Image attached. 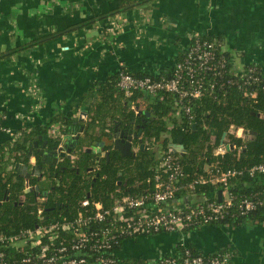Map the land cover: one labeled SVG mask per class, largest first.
<instances>
[{
  "label": "crops",
  "instance_id": "obj_1",
  "mask_svg": "<svg viewBox=\"0 0 264 264\" xmlns=\"http://www.w3.org/2000/svg\"><path fill=\"white\" fill-rule=\"evenodd\" d=\"M124 3L0 0V115L14 133H0V154L11 152L24 133L55 117L86 124L83 107L109 75L123 69L160 74L175 66L194 35L219 38L230 53L233 72L244 73L253 65L264 70V0ZM136 4L147 5L128 9ZM140 108L143 112L146 105ZM52 127L63 140L76 138L64 134V125ZM49 132L50 141L58 145ZM29 160L32 169L37 158L33 154ZM183 201L177 206H186ZM184 243L208 255L230 253L231 264H264V222L142 237L128 240L123 249L127 258L157 260Z\"/></svg>",
  "mask_w": 264,
  "mask_h": 264
},
{
  "label": "trees",
  "instance_id": "obj_2",
  "mask_svg": "<svg viewBox=\"0 0 264 264\" xmlns=\"http://www.w3.org/2000/svg\"><path fill=\"white\" fill-rule=\"evenodd\" d=\"M131 2L133 0H125L124 5H129ZM146 5L139 8H144ZM200 38L215 42L219 52L223 50L219 38L211 35H201ZM193 42H195L194 37L190 39L187 49L179 57V62ZM224 54L229 61L227 75L216 84L213 90H209L205 97L192 103L194 121L191 125L188 124V118L178 111L175 97L170 95L159 94L151 97L137 94L132 100H125L118 89L119 71L109 75L97 91H91L83 107V115L88 118L86 124L80 121L78 123L72 117L58 116L45 125L33 127L30 133H24L23 139L16 143L10 152L15 167L17 164L27 166L30 164L28 155L34 148V143L39 137L48 135L53 125H64L66 126L65 135L78 137L71 140L74 156L71 160L65 159L59 165L43 167L44 176L50 184L48 188L50 194L47 195L48 197L45 196L47 200L44 203L49 219H55L59 215H71V217L76 215L79 212L78 203L87 199L88 196L109 205L112 195L121 196L126 193L140 195L148 189V181L153 177L160 157L170 154L171 145L178 144L180 139L183 140L186 154L177 156L186 166L189 183L194 181L197 175L207 176L208 170L242 171L264 164V90L262 87L241 88L243 82L241 75L246 74L250 67L246 68L244 73L237 74L233 72L230 53L224 52ZM253 66L257 67L260 75L264 76L262 68ZM174 68L175 66L165 69L157 75L142 71H128L136 77L162 79L172 77ZM229 78L238 83L227 84L226 80ZM250 93H255L256 96L251 98ZM93 99L96 101L90 104ZM139 99H145L147 102L146 109L141 115H138L132 107V103L139 107L137 104ZM146 112L150 117L144 114ZM232 127L243 128L247 138L245 140L232 138V144L235 145L236 150L227 153L224 158L217 157L215 151L223 136ZM117 128L126 129L130 133L142 131V141L150 149L141 151L139 148L135 158L123 157L120 152L113 149L112 143ZM253 133L255 135H252ZM101 143H106L104 151L110 154L109 157L105 156L97 161L96 145ZM138 146L139 143L136 147ZM34 155L41 164V157L38 154ZM2 164L0 163V236H13L24 230H33L38 222L36 213L39 195L26 193L25 180L17 174L15 169L6 171ZM92 176L97 179L96 182L91 178ZM37 180L36 178L35 183ZM125 183L127 186H124ZM263 189L264 175L255 178L241 176L232 182L229 192L242 198ZM221 190L218 185H197L195 191L182 192L178 198L181 202L186 197H193L190 205L197 206L203 204L205 199L219 200ZM22 201L23 205H20ZM246 221L263 222L264 206L247 217L229 218L215 228H225L227 224L229 228H238ZM196 230L199 229L189 230V233ZM187 246L195 255L206 257L217 255L205 254L196 250L191 244ZM6 251L13 253L10 248H6ZM183 253L184 248L180 246L176 253L166 255L164 258L176 256L181 260ZM142 260V258H130L124 261L130 264Z\"/></svg>",
  "mask_w": 264,
  "mask_h": 264
},
{
  "label": "built area",
  "instance_id": "obj_3",
  "mask_svg": "<svg viewBox=\"0 0 264 264\" xmlns=\"http://www.w3.org/2000/svg\"><path fill=\"white\" fill-rule=\"evenodd\" d=\"M200 36H193L195 42L189 46L180 62L177 61L170 78L136 77L127 69L121 70L118 89L124 99L132 100L137 94L151 97L170 95L175 97L178 111L188 118V124L191 125L194 121L192 103L205 97L209 90H213L224 79L229 64L224 50L219 52L215 42L203 40ZM241 78V88L262 87L264 90V76L260 75L257 67H250ZM226 82L229 85L238 83L232 78ZM255 96V93H250L251 98ZM137 104L139 107L132 103L136 112L141 111L140 105H147V102L139 99ZM49 131L51 138L62 146L63 136L57 135L53 127ZM0 133L14 137L13 131L5 126L3 115H0ZM232 138L245 140V130L232 127L217 147V157L224 158L227 153L236 150ZM33 161L35 162V158ZM0 163L8 170L14 168L10 151L0 154ZM260 175H264V164L242 171L208 170L207 176L197 175L189 183L185 164L171 152L160 157L154 175L148 181V189L140 195H112L109 205L89 197L78 203L79 212L76 215H59L52 220L45 211L44 203L47 199L39 195L36 228L13 236H0V264H128L124 260L130 258L125 257L123 249L128 240L161 234L189 235V230L215 227L229 218L239 219L258 212L264 206V189L242 198L231 194L229 190L232 182L241 176L255 178ZM207 184L218 185L222 189L221 201L205 199L203 204L197 206H191L190 203L183 208L177 206L179 194L192 193L197 185ZM30 188L31 184L26 183V190ZM187 199L188 197L183 200ZM226 227L230 226L227 224ZM181 246L184 248L181 260L172 256L167 259H143L130 264L232 262L230 253L206 257L195 255L185 243ZM6 248H10L13 253L6 251Z\"/></svg>",
  "mask_w": 264,
  "mask_h": 264
},
{
  "label": "water",
  "instance_id": "obj_4",
  "mask_svg": "<svg viewBox=\"0 0 264 264\" xmlns=\"http://www.w3.org/2000/svg\"><path fill=\"white\" fill-rule=\"evenodd\" d=\"M141 4H136V5H130L128 7V9H134V8H138L140 7ZM92 37V35H88V38L90 39ZM177 63V62H176ZM143 112H138V115H141ZM252 135H255V133H253ZM142 131L138 132V133H125L123 132L118 133V130H116V134L114 135V150L118 151L121 153V155L123 157H136V152L134 151V142L138 141L139 143V148L141 151L144 150V148H146V145L143 143L142 139ZM226 136V134L224 135V137ZM78 139V137L76 138ZM71 138L66 137L63 141H64V149H58L57 147H55L52 151H49L48 149V144L50 142L49 136L45 135L42 137H39L38 141H36L34 143V148L38 150V153L40 154V157L42 159V165H39L38 167H33L32 169H30L29 166L27 165H23V164H17L15 167V170L17 172V174L22 177L26 183H30L31 177L33 175H39L41 173V170L43 168V165L46 164L47 166H53V165H57L59 163V158H64L67 156L68 159H72L71 156V152H72V148L73 145H71ZM44 141L42 148L40 147V142ZM183 140L180 139L178 144H173L171 145V152L173 155H185L186 154V150L183 146ZM57 146V144H56ZM65 150V151H63ZM232 150V147H231ZM33 149H31L29 155H28V159H31V157L33 156ZM107 157H109V153H107L106 155ZM126 186V184H125ZM26 193H36L38 195L41 196H47L46 193H41L39 187H33L30 188L26 191ZM222 195V191H219V201H221L220 197ZM89 198V196H88ZM193 200V197H189L186 201L185 204L188 205L191 201Z\"/></svg>",
  "mask_w": 264,
  "mask_h": 264
},
{
  "label": "flooded vegetation",
  "instance_id": "obj_5",
  "mask_svg": "<svg viewBox=\"0 0 264 264\" xmlns=\"http://www.w3.org/2000/svg\"><path fill=\"white\" fill-rule=\"evenodd\" d=\"M137 114H138V112H137ZM145 115H147L148 117H150V115H148V113L146 112V113H144ZM116 130H118V133H123V132H125V133H128V134H131L129 131H126V129H123V128H117ZM116 130H115V134H116ZM141 139H142V136H141ZM114 141L115 140H113V149H114ZM137 143H138V141H136V142H134V149H135V146L137 145ZM42 145L43 144H41L40 143V147L39 148H42ZM146 145V148H144V150H149L150 149V147L147 145V144H145ZM97 146V150H96V154H98V157H97V161H100V159L101 158H103V157H105L106 155H107V153H109L110 154V152H108V151H104L105 150V147H106V143H101V144H97L96 145ZM55 147H57L58 149H64V143H63V145L62 146H59V144L56 146V144H54L53 142H49V144H48V149H49V151H52ZM33 149V153L34 154H38L39 156H40V154L38 153V150L37 149H35V148H32ZM63 151H65V150H63ZM104 152V153H103ZM136 154H138V152H136ZM104 155V156H103ZM67 156L68 155H66V157H64V158H59V163L57 164V165H59L60 163H63L64 161H65V159H68L67 158ZM71 156H72V158L74 157L73 156V154H72V152H71ZM136 157H137V155H136ZM70 160V159H69ZM39 165H42V159H41V164H39L38 163V160H37V162H36V167H38ZM44 166H46V164H44L43 165V167ZM56 166V165H55ZM38 179L37 180V182L35 183V179ZM91 178H93V180H94V182H96V178H94V176H92ZM30 184H31V187L33 188V187H39V189H40V191H41V193H46L48 196H49V194H50V189L48 190V188H50V184H49V182L47 181V179L45 178V176H44V173H43V168H42V170H41V173H40V176L39 175H33L32 177H31V180H30ZM42 184H48L47 185V187H45V188H42ZM120 184H122V183H120ZM34 194H36V193H34ZM37 196H38V194H36ZM41 196V195H40ZM47 196V197H48ZM20 205H23V201L20 203Z\"/></svg>",
  "mask_w": 264,
  "mask_h": 264
},
{
  "label": "rangeland",
  "instance_id": "obj_6",
  "mask_svg": "<svg viewBox=\"0 0 264 264\" xmlns=\"http://www.w3.org/2000/svg\"><path fill=\"white\" fill-rule=\"evenodd\" d=\"M47 185H48V184H46V185H45V184H42L41 186H42V188H45V187H47ZM222 198H223V193H222L220 199L222 200Z\"/></svg>",
  "mask_w": 264,
  "mask_h": 264
}]
</instances>
